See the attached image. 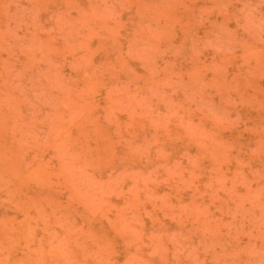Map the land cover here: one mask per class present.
Returning <instances> with one entry per match:
<instances>
[{
  "label": "rangeland",
  "instance_id": "obj_1",
  "mask_svg": "<svg viewBox=\"0 0 264 264\" xmlns=\"http://www.w3.org/2000/svg\"><path fill=\"white\" fill-rule=\"evenodd\" d=\"M0 264H264V0H0Z\"/></svg>",
  "mask_w": 264,
  "mask_h": 264
}]
</instances>
